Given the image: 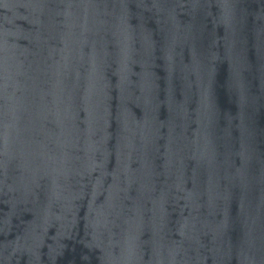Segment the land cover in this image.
<instances>
[{"label":"water","instance_id":"1","mask_svg":"<svg viewBox=\"0 0 264 264\" xmlns=\"http://www.w3.org/2000/svg\"><path fill=\"white\" fill-rule=\"evenodd\" d=\"M0 264H264V0H0Z\"/></svg>","mask_w":264,"mask_h":264}]
</instances>
